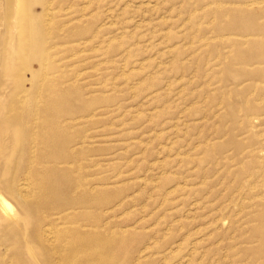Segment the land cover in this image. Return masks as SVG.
Instances as JSON below:
<instances>
[{
  "label": "rangeland",
  "instance_id": "1",
  "mask_svg": "<svg viewBox=\"0 0 264 264\" xmlns=\"http://www.w3.org/2000/svg\"><path fill=\"white\" fill-rule=\"evenodd\" d=\"M0 264H264V0H0Z\"/></svg>",
  "mask_w": 264,
  "mask_h": 264
}]
</instances>
